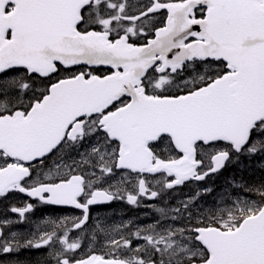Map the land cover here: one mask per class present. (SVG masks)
<instances>
[{"label": "snow or ice", "instance_id": "obj_1", "mask_svg": "<svg viewBox=\"0 0 264 264\" xmlns=\"http://www.w3.org/2000/svg\"><path fill=\"white\" fill-rule=\"evenodd\" d=\"M245 160L264 0H0V264H264V179L199 184Z\"/></svg>", "mask_w": 264, "mask_h": 264}, {"label": "flooded vegetation", "instance_id": "obj_2", "mask_svg": "<svg viewBox=\"0 0 264 264\" xmlns=\"http://www.w3.org/2000/svg\"><path fill=\"white\" fill-rule=\"evenodd\" d=\"M133 2H135V0H133ZM49 163V162H48ZM20 195V194H19ZM17 194V196H19ZM26 199V198H24ZM19 200H13V201H4V200H0V215H3L4 212L7 211V205L9 203H19ZM145 203H148L147 200H145ZM46 209L45 208H38L36 215H40L41 212H45ZM149 209L146 208H132L130 206H128L126 203H122V202H114L112 204L109 205H105V206H100V207H96L93 209L92 215L93 217L99 215L100 217L106 218L109 220V222L111 221H119L121 218H133L136 219L138 218L140 223H143L140 220V217L143 213L148 212ZM48 214L50 215H55L56 213L54 212H49ZM8 215H13L11 213H8Z\"/></svg>", "mask_w": 264, "mask_h": 264}, {"label": "trees", "instance_id": "obj_3", "mask_svg": "<svg viewBox=\"0 0 264 264\" xmlns=\"http://www.w3.org/2000/svg\"><path fill=\"white\" fill-rule=\"evenodd\" d=\"M253 162L255 163V160H253ZM253 162H251V167H248V161H244V165L250 170V171H255V170H253V168L255 167L254 165H253ZM246 175H247V171H246V173H245ZM261 176V175H260ZM258 178H260V177H258ZM258 178L256 179V180H254V179H252V178H249V177H247L246 178V180L249 182V183H252V182H258Z\"/></svg>", "mask_w": 264, "mask_h": 264}, {"label": "rangeland", "instance_id": "obj_4", "mask_svg": "<svg viewBox=\"0 0 264 264\" xmlns=\"http://www.w3.org/2000/svg\"><path fill=\"white\" fill-rule=\"evenodd\" d=\"M248 174H255L253 171H248ZM256 175V174H255Z\"/></svg>", "mask_w": 264, "mask_h": 264}]
</instances>
